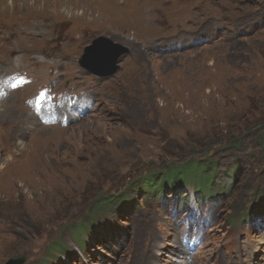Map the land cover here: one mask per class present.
<instances>
[{
	"label": "rangeland",
	"instance_id": "1",
	"mask_svg": "<svg viewBox=\"0 0 264 264\" xmlns=\"http://www.w3.org/2000/svg\"><path fill=\"white\" fill-rule=\"evenodd\" d=\"M0 94V264H264V0H0Z\"/></svg>",
	"mask_w": 264,
	"mask_h": 264
},
{
	"label": "water",
	"instance_id": "2",
	"mask_svg": "<svg viewBox=\"0 0 264 264\" xmlns=\"http://www.w3.org/2000/svg\"><path fill=\"white\" fill-rule=\"evenodd\" d=\"M126 48L120 44L112 42L105 36H98L94 38L90 45L84 48V54L82 55L81 65L89 70V72L109 76L116 72L118 69L117 58L125 52ZM93 56L92 60L87 62L88 57ZM109 61V66L104 71H98L96 65L104 61ZM24 262L23 256H15L9 258L5 264H22Z\"/></svg>",
	"mask_w": 264,
	"mask_h": 264
},
{
	"label": "trees",
	"instance_id": "3",
	"mask_svg": "<svg viewBox=\"0 0 264 264\" xmlns=\"http://www.w3.org/2000/svg\"><path fill=\"white\" fill-rule=\"evenodd\" d=\"M190 167L193 168H198L200 169L201 172H199L198 174H196L194 172V170H191ZM202 164L198 165V163L195 161H191L190 165L185 167L184 170L181 172V176L180 179L182 181H184L186 183V186L189 184V182L187 181L188 178H194V186H195V190L198 192H203L204 189H207V185L210 183V181L212 180L209 179L208 177H206V175H204V170H203ZM168 173H169V177L172 178L170 179L167 183L164 184H158V192L160 193L163 189L166 188V186L168 185L169 187H173L175 183L178 182V179H174V175H176V169L175 167H172L168 169ZM230 176H232V174H230ZM186 179V180H185ZM180 181V180H179ZM190 181V180H189Z\"/></svg>",
	"mask_w": 264,
	"mask_h": 264
},
{
	"label": "bare ground",
	"instance_id": "4",
	"mask_svg": "<svg viewBox=\"0 0 264 264\" xmlns=\"http://www.w3.org/2000/svg\"><path fill=\"white\" fill-rule=\"evenodd\" d=\"M191 1H194V0H191ZM104 17V16H103ZM106 19V18H105ZM137 20H139V21H141V20H143V15H141V16H137V18H136ZM107 20V19H106ZM197 35V34H196ZM196 38V37H195ZM169 45V44H168ZM169 47V46H168ZM169 50V49H168ZM123 80H124V77H123ZM14 91H10V95H8V97L9 96H11L12 95V93H13ZM85 95V94H84ZM82 96V95H81ZM86 96H88V95H86ZM85 96V97H86ZM77 97V96H76ZM4 98H7V97H5V96H3V94H0V101L1 100H3ZM79 99H82V98H80L79 97ZM88 100V99H87ZM78 101V100H77ZM81 101H83V100H80L78 103H81ZM86 101V100H85ZM85 101H83V102H85ZM59 103H61V102H59ZM75 104V103H74ZM40 107V110H43L44 109V102L42 103V105L41 104H39L38 105V108ZM57 108H59V109H61V106L60 105H57L56 106ZM78 107V106H77ZM86 107V106H85ZM34 108H36V106L34 105ZM31 109V108H30ZM62 110V109H61ZM34 112V111H33ZM48 112H49V110H48ZM64 113H66V115L65 116H67L69 113L67 112V111H65ZM76 114V113H75ZM37 115V114H36ZM77 115V114H76ZM64 115L62 114L61 116H60V119H59V122L61 123V119H62V117H63ZM53 118H55V116L54 115H52V119ZM67 119V118H66ZM54 121V120H53ZM51 123V122H50ZM48 125L49 123H45V124H43V125ZM42 129V128H41ZM6 165L7 166H11L12 164L10 163V161L9 162H7L6 163ZM5 167V172L6 171H9L10 169L8 168V167ZM137 264H139L138 262H137ZM147 264H150V263H147Z\"/></svg>",
	"mask_w": 264,
	"mask_h": 264
},
{
	"label": "snow or ice",
	"instance_id": "5",
	"mask_svg": "<svg viewBox=\"0 0 264 264\" xmlns=\"http://www.w3.org/2000/svg\"><path fill=\"white\" fill-rule=\"evenodd\" d=\"M41 96H43V93L41 94Z\"/></svg>",
	"mask_w": 264,
	"mask_h": 264
}]
</instances>
